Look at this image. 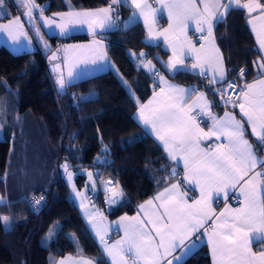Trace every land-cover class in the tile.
<instances>
[{
	"label": "trees",
	"instance_id": "16d2710c",
	"mask_svg": "<svg viewBox=\"0 0 264 264\" xmlns=\"http://www.w3.org/2000/svg\"><path fill=\"white\" fill-rule=\"evenodd\" d=\"M35 1L48 13L70 8L68 0ZM5 2L15 5L7 10L9 16L22 15L15 0ZM110 3L71 0V8ZM116 8L120 25L106 34L115 68L72 82L64 90L58 88L50 66L51 50H44L36 38L34 48L19 52L0 45V194L5 196L0 217L9 218L7 223L0 219V264H54L65 253L110 264L72 197L62 167L65 161L79 186L86 180L82 167L96 169L100 179L112 177L122 186L123 197L117 204L107 203L103 193L95 196L111 217L135 213L143 200L180 177L179 173L170 176L180 166L134 118L139 103L152 92L139 54L144 51L153 57L158 52L165 57L166 52L160 44L147 42L140 20L123 25L131 11L127 2ZM214 29L227 81L246 82L259 76L254 61L260 52L246 11L233 7ZM46 35L55 45L91 37L87 32ZM241 69H246L243 77ZM169 75L203 88L217 112L232 105L225 106L221 96L213 94L220 83L210 84L208 77L181 69ZM34 193H42L45 199L37 211L30 206ZM180 264H213L208 245L201 243Z\"/></svg>",
	"mask_w": 264,
	"mask_h": 264
},
{
	"label": "snow or ice",
	"instance_id": "6c2138e0",
	"mask_svg": "<svg viewBox=\"0 0 264 264\" xmlns=\"http://www.w3.org/2000/svg\"><path fill=\"white\" fill-rule=\"evenodd\" d=\"M15 3L24 9L22 15L27 17L30 24L38 18L43 20L46 26L55 25L61 35H66L69 25L87 23L95 35L97 27L104 29L115 26L113 6L120 4L121 0H111L107 7L95 11L56 13L54 17H59V22L54 17L43 16V8L37 5L35 0H15ZM68 3L71 8V0H68ZM131 3L135 9L139 10L140 15L145 17V23H148L149 15L155 22L157 9L148 4L147 0H131ZM157 3L168 10L171 22L168 29L156 33V37L163 36L167 43V33L174 27L180 29L185 37L179 50L176 45H170L172 56L167 61V69L178 70V66L190 67L192 70L199 69L203 76L206 75L207 69L211 68L213 76L210 84H227V88L214 89L213 94L220 95L225 106L232 104L233 108L238 107L242 118H246V121L237 120L233 112H225L223 117L213 115L210 111L212 102L207 100L204 92L168 84L163 76L155 72L151 61L142 62L143 67L153 70V75L160 84L166 86L168 91L166 93V88L161 87L159 93H155L153 100H150L147 105L140 104L139 119L144 125L151 127L156 139L162 142L169 159L177 164L183 161L182 183L189 186L194 184L198 187L200 197L189 203L187 192L182 190L181 183L171 184L153 200L146 201L145 204L139 206L140 210L145 213L143 218L138 212L135 217L122 216L114 222L118 230H123L124 235L111 244L107 239V230L100 227L94 219V216L102 217V214L94 209L86 210L85 214L103 246V252L111 258V264H130V259L131 264H140L141 261L143 264H173L174 261L181 260L180 256L173 255L176 249L188 248L189 245L185 242L192 241V238L201 233V230L208 236L213 264H251L255 257L251 244L253 242L264 243V197L260 195V186L264 185V172L255 171L258 165L264 168V160L256 155L257 151H264V79L250 84L246 83L237 98L235 100L231 98L228 89H236L238 86L234 82L227 81L222 56L214 43L213 27L214 21L217 23L222 21L234 5L237 9H247L249 14L258 10V18L264 21V4L259 0H248L247 3H241L240 0H199V4L203 5L201 11L197 0H157ZM37 9L41 13L39 17L34 16V11ZM9 15L5 0H0V17ZM189 21L194 22L195 30L201 33L199 39L207 41L209 48L201 44L198 49L187 38L186 31ZM0 32L7 33L13 43H20L21 38L28 39L20 15L9 18L6 24L0 23ZM36 32L39 34V28H36ZM205 32L206 35H203ZM149 38H154L151 25H149ZM258 40L260 49L264 50V34H258ZM93 45L95 47L70 45L63 49L64 62L68 65L67 79L60 72V64L53 66V70L57 72L56 83L59 89L64 90L67 87L78 63L95 65L104 60L106 53L102 51L104 47L102 41L94 40ZM44 46L48 48L46 42ZM185 46L187 53L194 61L191 65L185 64ZM77 50L80 51L81 58L75 62H69V53ZM145 55L141 52L138 58ZM50 59H56V54H53ZM254 63L264 75V57ZM245 73L246 69H241L239 76L243 77ZM257 85H259V90L255 91ZM128 88L131 93V86ZM193 93L199 97L200 101H203L202 105L188 106L187 99ZM161 94L165 95L157 99ZM197 108L198 111H194ZM205 115L209 116L212 121L207 131L200 127L198 122V117ZM245 123L250 126L251 135L256 138L255 150L246 138ZM213 137L217 141L223 140L226 143H217L214 148H201L200 144L203 139ZM62 167L67 180L71 182L73 173L69 171L70 165L65 162ZM177 175L178 172L174 168L170 176ZM92 176L93 174L89 172V181L92 189L95 190ZM107 183L112 184L113 182L108 181ZM237 187H239L240 195L243 196L242 206L237 209L226 207L219 215H216L212 208L213 199L223 195L227 201L229 190H235ZM106 190L112 192V195L108 197L110 205L117 203L116 197H123L122 190L118 192L111 188ZM75 195L81 199L80 206L85 208L84 193L75 191ZM155 201H160V203L157 205ZM39 203L40 200H37L36 204ZM148 209L153 210L151 214ZM0 219L7 223L9 218L4 216ZM51 235L50 232L49 238ZM69 260H60L57 264H69ZM260 260L264 262V250L260 252ZM74 264H94V262L81 259Z\"/></svg>",
	"mask_w": 264,
	"mask_h": 264
},
{
	"label": "crops",
	"instance_id": "0c3cea01",
	"mask_svg": "<svg viewBox=\"0 0 264 264\" xmlns=\"http://www.w3.org/2000/svg\"><path fill=\"white\" fill-rule=\"evenodd\" d=\"M121 2H127L128 5L131 6V11L128 14V16L123 20V25H128L131 22L135 21V20H140L142 22V24L144 25L145 29H146V40L149 43H153V44H160L161 48L163 50H165L166 52V56L164 57L167 61L169 60V58L172 56V48L170 47V45H176L178 50H179V46L183 44L184 42V33L177 28H173L171 30H169V32L167 33L168 35V42L166 43L164 40L163 36H158L156 37V33H160L163 32L165 29H168L169 27V23L171 22L169 20L168 17V10L165 8H162L160 6L159 3H157V0H147L148 4H150L153 8L157 9V12L155 13V22H153V18L151 15L148 16V23H145V17L140 15V12L138 9H135L134 6L131 3V0H121ZM198 2V6L201 8V11L203 10V5L199 4V0H197ZM241 3H247L248 0H240ZM260 3L264 4V0H259ZM109 4L106 5H99V6H92V7H73V8H69L65 11H58V12H45L43 11L42 15L45 17H54V13H62V12H68V11H95L97 9H101V8H105L107 7ZM117 5H114L113 7L115 8V13L113 14V19L115 20L116 24L114 27L111 28H104L101 29L99 27H97L95 29V35H93V32L89 29V26L87 23H78V24H74V25H69V30L67 32L66 35L70 34V33H76V32H87L91 35L90 38L88 39H84V40H76V41H66V42H61L58 44V47L61 48V52H60V57L58 59V61L54 60V65L55 63L61 65L60 68V72L63 73L64 77L67 79V72H68V65L64 62V57H65V52L63 51V49L67 46H90V47H95V45H93V41L94 40H100L102 41L103 44V49L102 51L106 53V56L104 58V60L100 61L97 64H91V63H78L77 66L74 69V76L73 78L68 82V84L75 82L79 79H82L84 77L108 70L109 68H115V65L113 64V62L111 61V59L108 56V51H107V47H108V39L106 38V34L108 32H110L111 30H113L114 28H116L117 26L120 25V22H118V13H117ZM235 7V5L233 6ZM247 13L248 16V23L249 26L251 28L252 34L254 36L256 45L259 49L260 55L257 58L256 61L260 60L261 57H264V50L260 49V45H259V40H258V34H264V21H261L258 17H259V11H254L251 14H249V12L247 11V9H244ZM40 12L36 15V17L40 16ZM17 15H11L7 18H3L0 19V23L6 24L8 22L9 18L15 17ZM23 16V15H22ZM21 16V17H22ZM57 22L60 21L59 17H54ZM22 19V18H21ZM38 19V18H37ZM40 22L42 23V25L44 24L42 22L41 19H39ZM251 21V22H250ZM216 21H214V26H215ZM149 25H151V27L153 28V37L154 38H149ZM196 26L194 24V22L189 21L188 22V28L186 31V35L187 38L190 39L194 44L196 48H200L201 44H204L206 46V48H209L210 46L207 44V41L205 40H201L199 39V37L201 36V33L197 32L195 30ZM43 31L45 34L48 35H61L60 31L58 28L55 27V25L52 26H47L46 28L43 26L42 27ZM255 29V30H254ZM24 31L27 32L25 26H24ZM206 35V32L203 34ZM63 36V35H62ZM5 37H8V35L4 32H0V45L4 44L6 46H8L11 50L15 51V52H19L22 51L24 49H32L34 48V42L33 39L31 38V36L28 34V39H24L26 41H23V39L21 38L20 43H13V41L10 39V41H6ZM213 37H214V43L216 48L219 49L220 55L222 56V60H223V67L226 70V65H225V61H224V56L222 54V51L220 49V46L216 40V34H215V29L213 27ZM9 38V37H8ZM31 41V42H29ZM81 58V54L80 51L77 50L75 52L69 53V62H75L77 60H79ZM147 63L148 61H151V64L154 66V70L155 72H158L160 76H163L164 79L167 81L168 84L171 85H176L179 86L180 88H185V89H196L199 92H204L206 94L207 100L211 101L210 97L208 96L207 92L203 89V88H199L196 85L193 84H187V83H182L179 82L178 80L174 79L172 76H170L168 74V72L163 71L160 66L159 63L153 58V57H149L147 60H140L141 66L144 70V72L149 76L150 78V83L152 86V92L150 93V95L144 99L143 101H141L138 105V107L136 108L135 112H134V118L138 121V123L141 125V127L143 128L144 131H146L147 133H149L160 145L161 147L164 149L162 142L158 141L156 139L155 134L151 131V127L150 126H146L143 124V122L139 119V111H140V104H145L147 105L148 102L150 100H153L154 98V94L155 93H159L160 88L161 87H165V85L160 84L159 80L153 76V70L151 69H147L145 67H143V63ZM254 61V62H256ZM193 59L192 57L187 53V48L185 46V64L186 65H191V63H193ZM51 69L53 71V63H50ZM254 67L256 69H258L257 65L254 63ZM178 69L180 70H187L190 72H193L195 74H200V70L199 69H195L192 70L190 67H180L178 66ZM259 70V69H258ZM260 71V70H259ZM202 76V75H201ZM205 77H208L210 80L213 76V70L211 68L207 69V73L206 75H203ZM226 78H227V70H226ZM260 79H264V75L260 74L259 76H257L256 78H253L249 81H243L240 80L239 83L241 85H244L246 83H254L257 80ZM220 88H227V84L226 83H220ZM259 90V85H257V88L255 89V91ZM167 88H166V93H167ZM163 95L165 94H161L160 97H157V99H160ZM212 102V101H211ZM187 104L188 106H192L194 104H203V101L199 100V97L193 93L190 98L187 99ZM194 111H198L197 109H194ZM210 111L213 115L218 116V117H223L225 112H233L236 115V119L237 120H241L244 119L246 121V118H242V114L240 113V110L238 107L233 108V106H227L226 108H224L221 112H217L212 104ZM207 118V121L205 123L200 121V118L202 116L198 117V122L200 123V127L204 128L205 131L208 130V128L211 126L212 121L209 118V116L205 115ZM245 128H246V138L249 140L250 143H252L254 150L256 149V138L254 136L251 135V128L250 126L245 123ZM220 142H224L226 143V141H217L215 139V137H213L212 139H203L201 141V148H205V149H209V148H214L215 145L217 143ZM165 151V150H164ZM166 152V151H165ZM167 153V152H166ZM256 155L259 159L264 160V151H257ZM104 159V158H102ZM176 163V162H175ZM177 164V163H176ZM180 166L179 169H176L177 172L180 174L179 178H176L168 183H166L162 188L158 189L156 192H154L151 196H149L148 198H146L145 200H143L140 205L145 204L146 201L149 200H153L154 197H156L159 193L163 192L164 189L166 187H169L171 184L174 183H181V188L183 191L187 192L188 198H189V203H191L193 200H196L200 197V189L198 187H196L194 184L189 186L187 184L182 183L183 180V176H184V171H183V161H180L179 164H177ZM70 172L73 173V171L71 169H69ZM93 171V175L96 179V187L95 190L92 189L91 184H88V172H84L86 174V180L85 183L81 186H79L74 179V173H73V179L71 182L68 183L70 185V189H71V194L73 199L75 200V202L77 203L78 207L80 208L82 215L84 217V219L86 220L90 231L92 232L93 236L96 238V240L98 241L102 251H103V246L101 245L99 238L96 236L95 231L92 229L91 225L88 222V216L85 214L86 210L87 211H92L97 210L99 213L102 214V217L100 215H96L94 216V219L96 221V223L102 227L103 229H106L108 232V241L109 243H113L116 240H119L123 237L124 232L123 230H118L117 226L115 225L114 222L118 221L120 219V217L122 216H128V217H135L137 216V213H140V217L143 218L145 213L143 211L140 210V208L138 207V210L133 213V214H129V213H122L118 216L115 217H111L109 216L103 209L102 207H100L98 205V203L96 202V195L98 193H103L104 199L105 201L108 203V197L111 196L110 191H107V188H111L114 189L115 191H121L123 192V188L122 186L117 183L112 177H102L101 179L99 177H97L98 171L96 169H92ZM255 171H260V172H264V168H261L259 165L257 166V169H255ZM66 176V174H65ZM67 179V176H66ZM259 180V178H258ZM108 181H112V184H108ZM74 186V187H73ZM87 186V187H86ZM79 191L81 193H84L85 195V199L83 201V203L85 204V208H82L81 205V199L76 197L75 195V191ZM260 195L261 197H264V185L260 186ZM235 196H241L242 200L241 201H235ZM5 196H2V194H0V198H2V200L4 199ZM122 197H116L117 199V203L121 200ZM8 200V199H7ZM242 202H243V196L240 195L239 192V187H237V189L235 190H229V198L227 199V201H225V199L223 198V195H221L219 198H214L212 201V208L215 211L216 215H219V213L221 211H223L226 207L230 208V209H237L240 208L242 206ZM115 203V204H117ZM160 201H155V204H159ZM139 205V206H140ZM153 210L152 209H148L149 214H151ZM162 211V210H161ZM211 223V222H210ZM151 227V226H149ZM209 231H211V229L209 228ZM154 235V233H153ZM205 242L208 245L209 251H210V255H211V259H212V263H213V255H212V251L211 248L208 244V236L203 234V230H201V233L196 234L193 238L192 241H186L185 243L189 245L188 248L186 249H181L178 248L176 249V251L173 253L174 256H180L181 260L180 261H174L173 264H180L184 259H186V257L194 250L196 249L201 243ZM258 244H260V246H258ZM251 249L252 252L255 253V257L252 259L251 264H264V262H262L260 260V252L261 250H264V243H257V242H253L251 244ZM104 253V252H103ZM105 257L108 259L109 263L111 264V258L107 256L106 253H104ZM69 258H71L69 260ZM169 259H171L172 257H168ZM81 259H88V260H92L94 262V264H98L97 261L88 255L85 254H75V253H65L61 256H59L56 260L54 264H57L58 261L60 260H69V264H74V262L76 261H80ZM130 264H131V259H130ZM140 264H143V262L141 261Z\"/></svg>",
	"mask_w": 264,
	"mask_h": 264
},
{
	"label": "rangeland",
	"instance_id": "374dc122",
	"mask_svg": "<svg viewBox=\"0 0 264 264\" xmlns=\"http://www.w3.org/2000/svg\"><path fill=\"white\" fill-rule=\"evenodd\" d=\"M36 2V1H35ZM5 4H6V2H5ZM37 4V3H36ZM38 5V4H37ZM15 7V5L14 4H6V10H8V11H10V9L12 8V7ZM41 7V6H40ZM23 11H24V9L21 7V12L23 13ZM39 13V10L37 9L36 11H34V16H36L37 14ZM18 14H20V13H18ZM17 14V15H18ZM54 14H56V13H54ZM20 16H22V15H20ZM22 19V21L24 22V26H25V28H26V30H27V34H29L30 36H31V38L33 39V42H34V45H35V41H34V38H36L38 41H39V44H40V46L44 49V50H51L50 51V53H49V61H50V63H53V66H54V60H56V61H58V59H59V57H60V52H61V48H59L58 47V45H55L54 43H53V41H52V39L50 38V37H48L45 33H44V31H43V29H42V27L44 26L45 28L47 27L45 24H43L42 25V23L40 22V20L39 19H36V20H34V22L32 23V24H30V23H28V20H27V17L26 16H22L21 17ZM42 22L44 23V21L42 20ZM36 28H39V34H37V32H36ZM7 34V33H6ZM5 39H6V41H10V39L8 38V37H5ZM23 39V41H26V40H24V38H22ZM22 42V41H21ZM44 42H46L47 43V45H48V48L46 49L45 48V46H44ZM60 50L59 52L57 51V50ZM53 54H56V59H50V58H52L53 57ZM143 60V59H142ZM142 62V61H141ZM55 64H57V63H55ZM58 64H59V62H58ZM52 66V67H53ZM116 71H117V73L119 74V72H118V70L116 69ZM53 72H54V74H55V77H56V79H57V72H55L54 70H53ZM58 86V85H57ZM58 88H59V86H58ZM0 115H1V112H0ZM0 137H2V133L0 132ZM65 162H67V161H65ZM64 162V163H65ZM63 163V164H64ZM68 163V162H67ZM82 169V171H84V172H91L92 174H93V171H92V169L91 168H84V167H82L81 168ZM65 173V172H64ZM92 181L95 183V187H96V179H95V177H94V175L92 176ZM88 184H91V182L89 181V177H88ZM1 201V200H0Z\"/></svg>",
	"mask_w": 264,
	"mask_h": 264
},
{
	"label": "built area",
	"instance_id": "2783aa9c",
	"mask_svg": "<svg viewBox=\"0 0 264 264\" xmlns=\"http://www.w3.org/2000/svg\"><path fill=\"white\" fill-rule=\"evenodd\" d=\"M142 52L145 53L144 51H142ZM148 58H149V56H147V55L142 57L143 61L147 60ZM228 81L234 82L238 86L236 89H228V92L231 94V98L233 100H235L237 98V95L241 91V89H243L244 87H243V85H241L238 81H236L234 79H230ZM200 121L205 123L207 121L206 116H202L200 118ZM42 197H43V199H41ZM234 199H235V201H241L242 197L241 196H235ZM37 200H40L39 204H36ZM44 200H45L44 199V195L42 193H34V194H32L31 197H30V206H31L32 210H35V211L40 210L42 208V206L44 205Z\"/></svg>",
	"mask_w": 264,
	"mask_h": 264
},
{
	"label": "water",
	"instance_id": "95a60500",
	"mask_svg": "<svg viewBox=\"0 0 264 264\" xmlns=\"http://www.w3.org/2000/svg\"><path fill=\"white\" fill-rule=\"evenodd\" d=\"M153 57L168 73H173L174 72V70L167 69V67H166L167 60L160 53H158V52L154 53ZM110 193L112 195V192H110Z\"/></svg>",
	"mask_w": 264,
	"mask_h": 264
}]
</instances>
